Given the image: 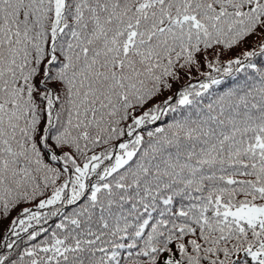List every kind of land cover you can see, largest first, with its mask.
I'll return each instance as SVG.
<instances>
[{
    "label": "snow or ice",
    "instance_id": "6c2138e0",
    "mask_svg": "<svg viewBox=\"0 0 264 264\" xmlns=\"http://www.w3.org/2000/svg\"><path fill=\"white\" fill-rule=\"evenodd\" d=\"M0 264H264V0H0Z\"/></svg>",
    "mask_w": 264,
    "mask_h": 264
}]
</instances>
